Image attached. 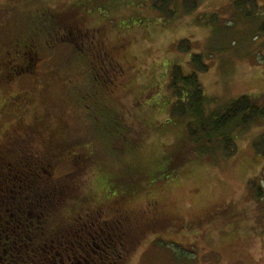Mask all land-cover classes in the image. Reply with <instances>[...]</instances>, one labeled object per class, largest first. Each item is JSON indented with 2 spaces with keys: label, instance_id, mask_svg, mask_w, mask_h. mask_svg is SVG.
Returning a JSON list of instances; mask_svg holds the SVG:
<instances>
[{
  "label": "rangeland",
  "instance_id": "rangeland-1",
  "mask_svg": "<svg viewBox=\"0 0 264 264\" xmlns=\"http://www.w3.org/2000/svg\"><path fill=\"white\" fill-rule=\"evenodd\" d=\"M81 1L93 0H0V63L23 62L16 52L30 42L44 12L71 15ZM95 1V10L76 17L84 29L101 27L122 72L107 73L106 66L93 65L92 52H75L70 44L50 47L47 37L33 49L39 58L35 74L0 84V132L16 124L15 116L5 115L9 109L26 124L48 109L52 129H63L42 151L61 161L55 176L74 171L66 160L75 153L89 158L54 219L80 213L84 220L95 211L102 212V221L129 216L143 237L129 264H264V159L254 148L264 120L239 133L233 157L195 156L187 146L189 118L171 117L168 89L179 67L184 75L196 73L212 100L207 112L263 94L264 0H197L190 14L181 0L180 7L169 8L173 18L150 0ZM198 55L206 71L193 62ZM15 95L24 96L9 107ZM26 98L32 101L24 105ZM58 138L68 145L53 148ZM74 139H82L81 145H73ZM4 140L8 152L14 140ZM171 163L172 177L147 181ZM252 180L260 197L249 190ZM153 204L164 222L144 218Z\"/></svg>",
  "mask_w": 264,
  "mask_h": 264
},
{
  "label": "trees",
  "instance_id": "trees-1",
  "mask_svg": "<svg viewBox=\"0 0 264 264\" xmlns=\"http://www.w3.org/2000/svg\"><path fill=\"white\" fill-rule=\"evenodd\" d=\"M150 1L154 3L153 7L164 8L166 14L173 18L176 13L169 8L176 7L177 9L180 7L181 0ZM196 1L184 0V6L187 7L186 13L190 14L197 9ZM251 1L255 2V0ZM95 2L93 0L92 2L81 1L76 3L72 7L73 11L71 12L73 13L71 15L44 12L37 23V28L30 42L22 45L23 51L16 52L17 58L20 57L23 62L18 66L11 63L13 59L4 60L0 63V67H5L3 74H0V84H8L22 76L35 74L36 62L39 58L38 51L33 49L35 47L37 49V42L40 39H47V37L53 40L50 47H55L58 44H70L74 46L75 52H92L93 65L95 66L97 62L100 69L106 66L107 73L116 76L115 74L118 75L122 72V66L115 60L113 50L102 39L101 27L92 30L84 29L76 17V14L83 10V13L88 10H95ZM260 28L264 30L263 26ZM184 43H188V41L186 40ZM201 58V55L193 56L192 60L198 64L199 70L206 71L207 66L200 63ZM168 89L171 94V117L189 118L187 122V146L195 156L209 157V155L223 153L227 159L233 157L237 151L236 140L239 133L246 132L264 120V93L261 95H244L207 112V106L212 103V100L206 96L196 73L184 75L179 67H175ZM31 101L32 98L25 100L26 103H31ZM34 118L37 120L31 129L22 132L28 135L24 136L28 145H32L34 138L41 137L44 141L49 135H51L50 141H52L55 134L63 130L53 128L52 133L48 131V127L51 125L48 122L50 119L48 109L42 117ZM36 126L43 127L40 131H36ZM59 139L53 142L51 145L53 148L60 149L68 145L69 142ZM72 141L73 145H81L82 139ZM45 145L40 144L38 146L35 144V153L23 142H21V146L15 149L10 148L8 152L4 151L5 166L19 169L18 182L21 204L14 208L10 206L9 209L10 213L14 212L13 214L20 217L19 229L22 237H29L30 241L42 233L54 237L55 235H66L68 232L82 236L83 234H105L118 231L120 227L115 225L118 218L113 221H102V212L100 211L88 213L87 216H84V220L80 213L71 214L66 218L54 219V215L63 208L67 195L69 196L70 191L75 189V179L84 174L81 172L85 171V167L89 165V158L85 154L86 152L83 154L75 153L69 161L66 160L67 164L73 165L74 171L66 176L56 177L54 166L61 161L55 160L52 152H42L43 149L47 148L48 150L50 147V144L47 147ZM254 148L256 153L264 159V133L255 141ZM78 157L80 158L78 159ZM174 166L175 163H171L164 170L151 174L146 180L153 183L166 181L173 176L171 170L174 169ZM249 190H257L260 197L261 191L257 180H252L249 183ZM128 193L131 192L120 195L116 200L122 202ZM4 208L7 209V206ZM56 216L58 217V215Z\"/></svg>",
  "mask_w": 264,
  "mask_h": 264
},
{
  "label": "flooded vegetation",
  "instance_id": "flooded-vegetation-1",
  "mask_svg": "<svg viewBox=\"0 0 264 264\" xmlns=\"http://www.w3.org/2000/svg\"><path fill=\"white\" fill-rule=\"evenodd\" d=\"M21 97L23 96L15 95L9 99L8 106L17 107L18 104L15 100H19ZM25 104L26 102H24ZM9 112L10 109L5 115L16 117L13 121L16 122L14 129L10 132L7 130L0 132V264H129V257L143 237L139 236L141 232L133 230V228H140V224H133V221L125 214L115 222V225L120 229L114 232L83 234L82 236L68 232L66 235H55L54 237L42 233L30 241L29 237H22L19 229L20 217L13 214L14 212L10 213L9 209L10 206L14 208L21 204L19 169L5 166L4 139L9 136L14 140L13 143L8 142L9 150L10 147L15 149L21 146V142H23L35 153V144L38 139L34 138L32 145H28L24 138L28 135L22 132L30 130L37 119L34 118L32 124L29 125L23 118L15 115V110L10 114ZM42 127L36 126V131H40ZM48 129L52 133L51 125ZM50 139L51 135L47 140L44 139L46 147L49 145ZM5 206L7 209L4 208ZM152 206L153 210L150 211L149 207L148 210H145L146 221L164 222L157 216L156 205Z\"/></svg>",
  "mask_w": 264,
  "mask_h": 264
}]
</instances>
